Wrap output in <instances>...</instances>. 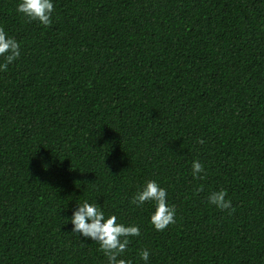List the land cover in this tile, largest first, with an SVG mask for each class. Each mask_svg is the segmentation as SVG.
<instances>
[{
    "label": "trees",
    "instance_id": "16d2710c",
    "mask_svg": "<svg viewBox=\"0 0 264 264\" xmlns=\"http://www.w3.org/2000/svg\"><path fill=\"white\" fill-rule=\"evenodd\" d=\"M52 2L45 27L0 0L21 45L0 71V264H107L72 232L85 200L140 227L131 264H264V0ZM150 180L176 208L162 232L131 203Z\"/></svg>",
    "mask_w": 264,
    "mask_h": 264
},
{
    "label": "clouds",
    "instance_id": "9594fccd",
    "mask_svg": "<svg viewBox=\"0 0 264 264\" xmlns=\"http://www.w3.org/2000/svg\"><path fill=\"white\" fill-rule=\"evenodd\" d=\"M16 11L28 21H36L47 27L52 23L51 16L54 11L52 0H19ZM20 43L10 37L3 27H0V71L6 72L8 65L20 57ZM197 143H204L198 139ZM207 175L204 165L194 160L192 163V176L194 179H203ZM200 189H198L199 191ZM168 193L155 180L145 183L143 189L137 192L131 200V203L137 207L145 202H154V211L150 216V223L157 231H164L170 225L176 223V208L169 205L167 200ZM227 191L224 189L211 192L208 197V203L217 209L229 210L232 208V202L227 198ZM71 224L72 232L90 238L99 245V250L107 258V264H131L130 261L120 258L128 249L130 237L140 236V227L136 224L125 226L118 222L115 215L105 216L101 207L97 203H90L85 200L77 205L72 213ZM68 223V220H67ZM150 252L143 249L139 252V257L143 261L149 260Z\"/></svg>",
    "mask_w": 264,
    "mask_h": 264
}]
</instances>
